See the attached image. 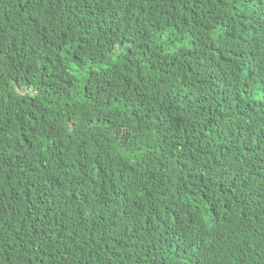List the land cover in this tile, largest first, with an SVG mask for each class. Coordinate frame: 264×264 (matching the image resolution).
I'll return each mask as SVG.
<instances>
[{
    "label": "trees",
    "instance_id": "trees-1",
    "mask_svg": "<svg viewBox=\"0 0 264 264\" xmlns=\"http://www.w3.org/2000/svg\"><path fill=\"white\" fill-rule=\"evenodd\" d=\"M250 207L264 0H0V264H264Z\"/></svg>",
    "mask_w": 264,
    "mask_h": 264
},
{
    "label": "clouds",
    "instance_id": "clouds-1",
    "mask_svg": "<svg viewBox=\"0 0 264 264\" xmlns=\"http://www.w3.org/2000/svg\"><path fill=\"white\" fill-rule=\"evenodd\" d=\"M260 203H262V201H260ZM249 209L251 211H253L254 213L252 214V217L250 219V223L248 221L245 226H247L248 228L250 227L249 232L253 233L254 231H257L259 229V228L256 227V226H259L257 224V221L264 220V207H260L259 209H254V208L250 207ZM249 218L250 217L248 216V219Z\"/></svg>",
    "mask_w": 264,
    "mask_h": 264
}]
</instances>
